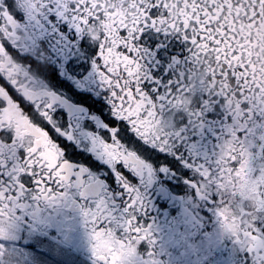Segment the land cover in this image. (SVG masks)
I'll list each match as a JSON object with an SVG mask.
<instances>
[{
	"label": "snow or ice",
	"instance_id": "6c2138e0",
	"mask_svg": "<svg viewBox=\"0 0 264 264\" xmlns=\"http://www.w3.org/2000/svg\"><path fill=\"white\" fill-rule=\"evenodd\" d=\"M0 264H264V0H0Z\"/></svg>",
	"mask_w": 264,
	"mask_h": 264
}]
</instances>
